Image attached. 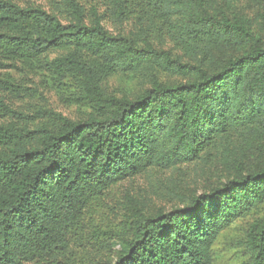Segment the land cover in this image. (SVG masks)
Returning <instances> with one entry per match:
<instances>
[{
  "label": "trees",
  "instance_id": "trees-1",
  "mask_svg": "<svg viewBox=\"0 0 264 264\" xmlns=\"http://www.w3.org/2000/svg\"><path fill=\"white\" fill-rule=\"evenodd\" d=\"M66 2L62 22L40 6L0 0V65L73 83V101L89 108L77 119L44 111L38 121L0 123V264L53 259L91 202L149 167L194 161L233 136L248 149L264 139V35L234 0H141L145 17L117 34L94 9L86 15ZM133 3L110 0L112 14L128 20ZM165 27L189 61L153 45ZM160 71L180 79L164 82ZM116 73L145 74L147 85L109 93L104 84ZM263 206L264 162L238 165L170 210L134 212L108 238L103 264H213L220 233ZM244 244L247 264H264V215Z\"/></svg>",
  "mask_w": 264,
  "mask_h": 264
},
{
  "label": "rangeland",
  "instance_id": "rangeland-1",
  "mask_svg": "<svg viewBox=\"0 0 264 264\" xmlns=\"http://www.w3.org/2000/svg\"><path fill=\"white\" fill-rule=\"evenodd\" d=\"M18 4H32L56 14L66 21V0H13ZM86 11L94 9L103 15L104 26L113 34L129 31L137 22V17H145L141 0H134L133 12L128 20L115 18L110 0H74ZM262 0H234V9L245 16L254 33L264 35ZM163 30V29H162ZM151 35H154L151 33ZM164 35V36H162ZM160 50L171 51L182 61H189L180 47L167 37V31L151 38ZM55 54H51L53 56ZM179 75L166 71L158 72L164 82H176ZM0 78L12 84L0 83V123L21 121L22 117L35 121L44 119V111H52L70 119L82 117L88 110L83 103L73 101V83L56 84L43 71L13 69L0 65ZM148 76L116 73L105 82V88L115 95H131L147 85ZM264 162V139L254 148L248 149L242 139L231 137L228 142L205 150L198 159L178 164L169 169L152 166L144 172L125 179L109 187L91 202L81 222L66 234V247L51 260L24 264H103L111 257V249L106 244L120 229L123 221H128L134 212L150 213L158 209L170 210L178 206L182 199L191 197L219 184L232 175L236 166L255 167ZM264 215V206L251 214L236 220L225 228L213 245V264H247L244 235L248 225ZM113 249H118L114 245Z\"/></svg>",
  "mask_w": 264,
  "mask_h": 264
}]
</instances>
